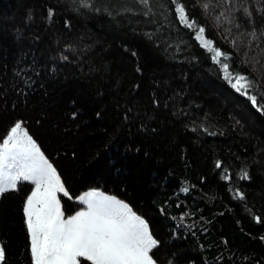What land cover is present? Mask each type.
I'll return each instance as SVG.
<instances>
[{"label": "trees", "instance_id": "16d2710c", "mask_svg": "<svg viewBox=\"0 0 264 264\" xmlns=\"http://www.w3.org/2000/svg\"><path fill=\"white\" fill-rule=\"evenodd\" d=\"M158 2L167 20L130 26L74 0H0V140L22 124L61 175L65 216L92 187L127 202L159 242V264H264V0H183L230 71L254 82L247 96L170 0ZM233 5L232 24H218ZM31 185L0 195L2 264H31Z\"/></svg>", "mask_w": 264, "mask_h": 264}, {"label": "snow or ice", "instance_id": "6c2138e0", "mask_svg": "<svg viewBox=\"0 0 264 264\" xmlns=\"http://www.w3.org/2000/svg\"><path fill=\"white\" fill-rule=\"evenodd\" d=\"M222 2L227 3L228 0ZM170 3L175 19L189 29H196L194 39L212 53L211 60L219 65L230 86L243 95H249L254 82L230 71V64L223 59L226 54L205 37L204 27H196L183 0H170ZM74 7L77 11L103 13L116 21L127 17L130 26L134 22L137 25L141 23L137 17H143L145 25L153 26L158 24V16L167 20L166 11H161L165 6L158 0H105L99 6L94 0H74ZM202 8L207 11L210 4L203 3ZM236 11L233 5L220 12L215 17L218 24L221 21L232 24V14ZM243 11L249 18L252 16L247 7ZM53 16V10L49 9L48 19ZM155 32H160V29L155 28ZM144 35L149 41L158 40L154 32H145ZM248 35L252 40L257 39L255 29ZM63 59L68 57L63 56ZM24 83L30 84L28 81ZM249 99L254 106L257 104L255 95H250ZM216 166L219 168L221 165L217 162ZM247 177V172H244L242 178ZM20 182L35 185L23 208L30 239L31 264H81V258L90 264H158L151 253L159 242L153 237L148 223L127 203L115 197L95 190L86 192L78 198L86 208L65 218L57 194L63 193L68 197L69 193L56 168L23 130L22 124L17 122L0 141V195L16 190ZM183 190L187 191L186 188ZM236 195L243 198V193L237 192ZM4 260L5 250L0 247V264Z\"/></svg>", "mask_w": 264, "mask_h": 264}, {"label": "rangeland", "instance_id": "374dc122", "mask_svg": "<svg viewBox=\"0 0 264 264\" xmlns=\"http://www.w3.org/2000/svg\"><path fill=\"white\" fill-rule=\"evenodd\" d=\"M15 125V124H14ZM13 125V126H14ZM22 128H23V130H25L26 131V129L22 126ZM0 141H2V140H0ZM39 147V146H38ZM40 148V147H39ZM41 150V149H40ZM42 152V151H41ZM43 154H44V152H42ZM44 156H45V158L46 159H48V161L52 164V162L50 161V159L48 158V157H46V155L44 154ZM53 165V164H52ZM54 166V165H53ZM56 170H57V173H58V175L60 176V179H61V181H62V178H61V175H60V173H59V171H58V169L56 168ZM29 183H31V182H29ZM62 183H63V181H62ZM64 184V183H63ZM65 186V185H64ZM34 187H35V185L34 184H32L31 185V190L29 191V193H28V195H27V197L31 194V192L33 191V189H34ZM66 189V188H65ZM89 191H93V190H86V191H84V192H82L81 194H80V196H82L84 193H86V192H89ZM95 191H97V192H100V193H102L103 195H106V196H111V197H115V196H112V195H108V194H106V193H103L104 191H99V190H96L95 189ZM57 196H58V194H57ZM79 196V197H80ZM27 197H26V199H27ZM78 197V198H79ZM76 199L77 201H78V203H79V206L80 207H78L70 216H73V215H75L77 212H79V211H82V210H84L85 208H86V205L82 202V201H80L79 199ZM116 198V197H115ZM26 199H25V201H26ZM58 199L60 200V197L58 196ZM69 199H71V198H69ZM116 199H118V200H120L119 198H116ZM76 201V202H77ZM121 201V200H120ZM60 205H61V202H60ZM69 217V216H68ZM26 219V218H25ZM145 220V219H144ZM146 222H147V220H145ZM148 223V222H147ZM149 225V224H148ZM150 229V228H149ZM154 237V236H153ZM155 238V237H154ZM159 264V263H158Z\"/></svg>", "mask_w": 264, "mask_h": 264}]
</instances>
